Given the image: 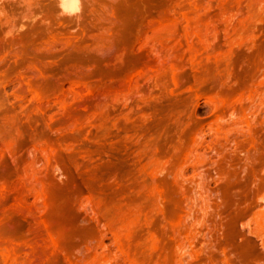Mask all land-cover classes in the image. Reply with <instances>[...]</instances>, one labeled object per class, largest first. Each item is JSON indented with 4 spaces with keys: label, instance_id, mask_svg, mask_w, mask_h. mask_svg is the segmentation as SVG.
Returning a JSON list of instances; mask_svg holds the SVG:
<instances>
[{
    "label": "rangeland",
    "instance_id": "1",
    "mask_svg": "<svg viewBox=\"0 0 264 264\" xmlns=\"http://www.w3.org/2000/svg\"><path fill=\"white\" fill-rule=\"evenodd\" d=\"M59 2L0 0V264H264V0Z\"/></svg>",
    "mask_w": 264,
    "mask_h": 264
},
{
    "label": "bare ground",
    "instance_id": "2",
    "mask_svg": "<svg viewBox=\"0 0 264 264\" xmlns=\"http://www.w3.org/2000/svg\"><path fill=\"white\" fill-rule=\"evenodd\" d=\"M60 7L63 11H67L70 14L78 10L79 0H61ZM73 14V13H72ZM163 26V25H162ZM170 32V31H169ZM9 244V243H8ZM37 245V244H36ZM7 248V247H6ZM8 249V248H7ZM3 251V250H2ZM14 251V250H13ZM4 252V251H3ZM2 252V253H3ZM12 253V252H10ZM13 255V254H12ZM14 256V255H13Z\"/></svg>",
    "mask_w": 264,
    "mask_h": 264
}]
</instances>
